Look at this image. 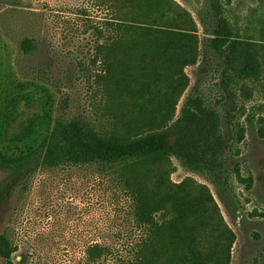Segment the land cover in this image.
Instances as JSON below:
<instances>
[{
  "label": "rangeland",
  "instance_id": "obj_1",
  "mask_svg": "<svg viewBox=\"0 0 264 264\" xmlns=\"http://www.w3.org/2000/svg\"><path fill=\"white\" fill-rule=\"evenodd\" d=\"M176 2L197 22L200 54L183 68L187 81L168 102L166 70L152 72L151 44L109 37V20L121 15L113 0H0V149L8 156L26 153L56 120L74 116L124 137L164 120L213 124L229 139L228 147L206 152L201 165L172 155L170 178H193L209 187L236 234L230 264H264V0H221L235 30L258 42V79L234 72L228 78L225 57L208 47L215 0ZM24 38L37 43L30 53L22 48ZM144 82L151 94L140 98L133 91ZM31 120L32 135L15 141ZM131 209L112 168L46 167L0 206V235L12 243V264H88L86 249L95 240L114 247L118 256L128 253L140 234ZM0 264L11 263L0 257Z\"/></svg>",
  "mask_w": 264,
  "mask_h": 264
},
{
  "label": "trees",
  "instance_id": "obj_2",
  "mask_svg": "<svg viewBox=\"0 0 264 264\" xmlns=\"http://www.w3.org/2000/svg\"><path fill=\"white\" fill-rule=\"evenodd\" d=\"M113 1L120 5L121 15L109 20V37L115 42L130 38L151 44L156 54L151 62L152 72L158 67L166 70L162 80L168 85L164 98L171 102L187 81L183 68L195 64L200 54L196 20L176 0ZM215 4L216 23L207 37L208 47L225 57L228 78L234 72L242 79H258L262 72L258 42L235 30L221 0H215ZM36 46L33 38L22 40L26 53ZM110 51L114 52V48ZM111 62L115 66L114 60ZM112 66L109 72L114 75L116 67ZM149 85L144 82L133 92L145 98L151 94L145 93ZM223 86L229 90L228 81ZM228 93L230 99L232 93ZM34 124L31 120L16 134L15 141L28 139ZM199 126L186 118L170 123L164 120L151 131L124 137L103 133L83 116L60 118L34 149L16 156H8L0 149V206L19 188H26L30 178L42 168H112L131 199V212L140 234L124 256H118L108 244L93 241L86 249L88 264H230L236 234L224 221L209 187L193 178L178 183L170 178L172 155L201 165L206 152L216 151L221 145L223 149L228 147L229 139L215 132L213 124ZM13 251L10 239L1 234L0 257L12 264Z\"/></svg>",
  "mask_w": 264,
  "mask_h": 264
}]
</instances>
